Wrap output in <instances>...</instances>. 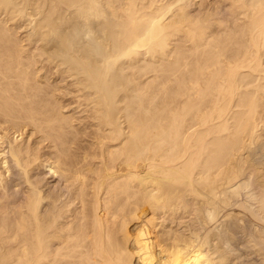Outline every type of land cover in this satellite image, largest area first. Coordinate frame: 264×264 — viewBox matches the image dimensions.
Masks as SVG:
<instances>
[{"label":"bare ground","instance_id":"obj_1","mask_svg":"<svg viewBox=\"0 0 264 264\" xmlns=\"http://www.w3.org/2000/svg\"><path fill=\"white\" fill-rule=\"evenodd\" d=\"M224 1L0 0V264H216L210 196L264 221V0Z\"/></svg>","mask_w":264,"mask_h":264},{"label":"rangeland","instance_id":"obj_2","mask_svg":"<svg viewBox=\"0 0 264 264\" xmlns=\"http://www.w3.org/2000/svg\"><path fill=\"white\" fill-rule=\"evenodd\" d=\"M186 2H188L189 9L191 11L193 10V12H196L198 10L211 9L212 11L218 12L220 17L228 13L227 4H225L226 2L224 0H186ZM26 32L27 29L25 30L23 28V30L20 31V35L26 34ZM70 99L71 97L69 96L65 98V101ZM12 171L13 173L11 179L9 180V183L16 182L18 178H20V173L17 168H13ZM35 174L39 180L41 178L40 181L43 185L41 186L42 188L44 187L43 191L46 194L50 193L51 191L58 192L61 190V188V191L65 190V186L61 177L58 174L50 172L49 167L44 162H38V165L35 169ZM249 194H251L249 190H245L244 192H242V195L240 194L236 197L231 195L233 198L231 197V200L228 199L227 204H222L220 201H218V199L215 200V198L211 196L210 199L213 201H210L208 199L209 195L201 193L202 196L200 195V198L198 197V200L205 202V200L208 199V203L209 201L213 203H215L216 201V203L209 204V206L213 204L211 206L212 208L208 206L209 211L211 210L215 215V217H211V220L208 222L213 223H208V226H205V229L201 228L199 238V243H202L207 236L213 235V242L211 243L213 244V246H202L198 251L200 257L203 258L204 255L208 253L209 248L210 251H213V249H215V246L219 244V246L217 247L219 249V253L210 255L213 257V262H215L216 264H223L222 261H224L225 264H264V221H261V219L259 220L258 217H261L259 210H257V207L259 205L256 202L254 203L253 199L250 200ZM247 195L248 197H246ZM205 197L208 198L203 200V198ZM44 206H46V202L43 205V208H45ZM214 206H217V208H214ZM157 215L158 216L156 221L157 224H155V232L162 241H165L166 244H171L172 241L181 240L185 236L189 235L187 228H189L188 223L190 221V217H184L181 220L180 216L177 215L176 218H173V216H171V220L170 216L161 217L160 214ZM257 215L258 217H256ZM160 221L163 223V225ZM164 222H166L167 224H164ZM206 232L207 235H205ZM258 250H261L262 252ZM224 257L225 259H223Z\"/></svg>","mask_w":264,"mask_h":264}]
</instances>
